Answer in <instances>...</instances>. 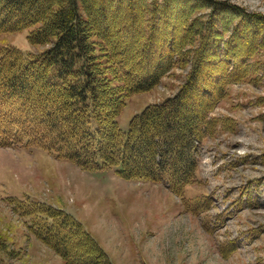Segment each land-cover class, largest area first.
Returning a JSON list of instances; mask_svg holds the SVG:
<instances>
[{
	"label": "trees",
	"instance_id": "obj_1",
	"mask_svg": "<svg viewBox=\"0 0 264 264\" xmlns=\"http://www.w3.org/2000/svg\"><path fill=\"white\" fill-rule=\"evenodd\" d=\"M25 29L42 50L0 54V148L39 147L85 171L163 184L197 213L184 192L220 124L213 112L231 85L264 75V15L218 0H0V34ZM176 68H188L176 93L123 132L126 99ZM16 210L64 264H112L64 210L30 200Z\"/></svg>",
	"mask_w": 264,
	"mask_h": 264
},
{
	"label": "rangeland",
	"instance_id": "obj_2",
	"mask_svg": "<svg viewBox=\"0 0 264 264\" xmlns=\"http://www.w3.org/2000/svg\"><path fill=\"white\" fill-rule=\"evenodd\" d=\"M218 1L264 15V0ZM28 33L0 34V54L7 47L40 52ZM259 58L264 62V51ZM187 72L176 68L150 92L127 98L120 129L174 95ZM213 117L220 124L184 192L191 204L200 202L195 214L166 185L126 181L115 169L85 171L39 147L0 148V264H64L16 210L28 200L78 220L112 264H264V75L231 85Z\"/></svg>",
	"mask_w": 264,
	"mask_h": 264
},
{
	"label": "bare ground",
	"instance_id": "obj_3",
	"mask_svg": "<svg viewBox=\"0 0 264 264\" xmlns=\"http://www.w3.org/2000/svg\"><path fill=\"white\" fill-rule=\"evenodd\" d=\"M205 101H206V99H205ZM207 102V101H206ZM205 104V103H204ZM206 107V106H205ZM173 141V140H172ZM171 142V141H170ZM173 144V143H172ZM174 145V144H173ZM178 146V145H177ZM177 173V172H176Z\"/></svg>",
	"mask_w": 264,
	"mask_h": 264
}]
</instances>
